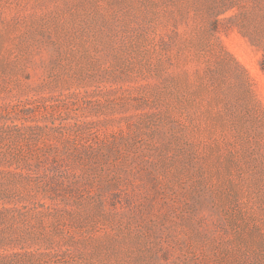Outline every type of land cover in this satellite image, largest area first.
<instances>
[{
  "label": "rangeland",
  "instance_id": "374dc122",
  "mask_svg": "<svg viewBox=\"0 0 264 264\" xmlns=\"http://www.w3.org/2000/svg\"><path fill=\"white\" fill-rule=\"evenodd\" d=\"M0 264H264V0H0Z\"/></svg>",
  "mask_w": 264,
  "mask_h": 264
}]
</instances>
